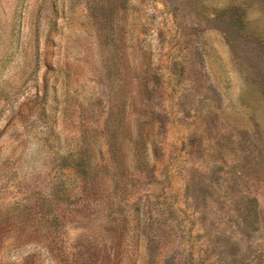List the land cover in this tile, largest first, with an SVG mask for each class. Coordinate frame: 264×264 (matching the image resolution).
Instances as JSON below:
<instances>
[{
  "label": "rangeland",
  "instance_id": "rangeland-1",
  "mask_svg": "<svg viewBox=\"0 0 264 264\" xmlns=\"http://www.w3.org/2000/svg\"><path fill=\"white\" fill-rule=\"evenodd\" d=\"M0 264H264V0H0Z\"/></svg>",
  "mask_w": 264,
  "mask_h": 264
}]
</instances>
